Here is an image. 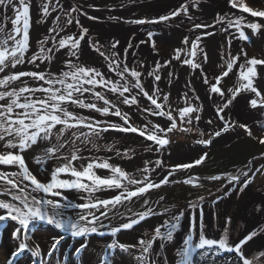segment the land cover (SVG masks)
I'll list each match as a JSON object with an SVG mask.
<instances>
[{"label": "snow or ice", "instance_id": "obj_1", "mask_svg": "<svg viewBox=\"0 0 264 264\" xmlns=\"http://www.w3.org/2000/svg\"><path fill=\"white\" fill-rule=\"evenodd\" d=\"M135 2L128 0V3ZM227 4L229 12L216 13L211 23L196 22L198 17L190 10L191 7L196 12L201 11L200 0H186L173 11L155 18L124 21L132 25L172 21L177 26L187 22L189 35L182 38L181 46L174 49L170 58L163 63L155 62L151 69H145L146 61L138 62V70L125 60L127 51L138 45L129 41L121 53L117 51L119 40L114 39L106 45L99 39L94 40L81 17L88 20H99V17L89 15L79 4L65 7L62 0H41L37 19L47 22V18L56 13L52 17L56 23L47 29L45 37L37 41V49L29 54L33 0H0V166H3L0 167V223L6 225L13 244L6 264H55L54 254L60 251L65 235L79 241V246L74 249L76 257L82 256L89 248L93 236L112 237L110 242L97 241L102 244V264H115L118 251L130 255L134 264H223V261L254 264V261L264 258V251L248 255L257 237L264 242V226L249 231L239 241L229 242L232 223L229 216L224 219L222 237L209 238L203 226L201 202L205 197L189 202L187 207L199 209L193 215L187 212V208L173 211L171 207L163 206V195L156 199L149 195L170 182L202 186L200 178L191 175L183 181L170 178L178 171L203 164L208 158L207 153L193 158L191 163H178L172 167L160 159L154 163L145 161L135 172L111 163L110 156L98 154L101 150L114 151L116 141L104 145L97 143L104 138V133L110 131L137 134L152 142L147 151L155 147L158 153H162L170 144L169 133L178 129L174 112L178 113L181 125L198 124L204 106L197 103L201 101L199 95H194L195 102L190 96L197 91L191 80L186 83L188 91L182 92L180 97L185 101L182 108H174L170 102L171 93L163 92L159 86L162 68L169 69L165 75L171 84L174 73L170 66L173 61L180 66L187 65L190 73L199 75L202 84L208 86L205 95L215 106V113L207 123L223 122L219 128L213 127L210 139H200L198 144L210 146L215 138L234 127L243 129L252 137V129L246 123L233 121L228 113L242 103L251 110L264 108V67L259 72L257 70L258 65H264V59L249 57L243 49L234 54L231 46L234 39L249 41L250 34L264 36V19L253 21L243 15L248 13L251 17L264 18V10H254L245 0H227ZM93 7L92 4L87 5V8ZM232 9H238V12H232ZM61 17H64L62 22ZM176 17L181 19L177 21ZM109 19L119 22L123 18L110 16ZM203 29L213 31H200ZM248 29L251 33L246 31ZM146 34L148 39L139 43L149 44L159 54L154 39L156 33L149 30ZM217 34H221L227 44L228 58H224L222 44L217 51L223 63L218 67L224 70L208 73L204 65L208 63L209 56L201 45L205 37ZM184 46H189L191 51L186 53ZM102 48H107L108 54ZM197 49L199 60L195 59ZM98 58H103V65L97 64ZM241 60L243 62L238 64ZM54 62L62 66L56 67ZM237 64L238 77L233 72ZM230 73L235 82L228 86L229 81H225L221 87V81ZM144 76L150 78V83H144ZM101 102L103 106H100ZM123 106L139 113L140 122L133 119L130 111L123 110ZM77 109L99 116L86 115ZM149 117L163 118V121L153 122ZM179 130L191 131L187 127ZM200 135L203 136L204 132ZM258 143L264 145V138H258ZM130 151L132 149L116 150L115 155L131 160ZM258 159L261 161L258 167L250 160L245 166L247 170L242 173L206 177L210 181L226 179L224 186H231L223 196L210 203L215 206L233 193L237 197L246 195L245 190L253 183L255 174H264V155ZM29 160L39 168H30ZM49 161L54 166L46 167ZM97 169L106 170L108 175L97 174ZM41 172L47 173V177L38 178ZM105 192L112 195H100ZM161 207L163 211L158 210ZM70 212H75V215ZM186 212L192 220V230L174 249L178 259L170 261L164 254L165 249L175 242ZM254 213L264 217V200L254 206ZM158 216L167 218L158 225L146 223ZM44 225L50 226L49 230H57L47 249H42L35 241L29 243L32 234L43 230ZM131 232L142 235L135 243L120 242L122 234ZM225 252L230 255L225 256ZM63 264L82 262L64 258Z\"/></svg>", "mask_w": 264, "mask_h": 264}, {"label": "flooded vegetation", "instance_id": "obj_2", "mask_svg": "<svg viewBox=\"0 0 264 264\" xmlns=\"http://www.w3.org/2000/svg\"><path fill=\"white\" fill-rule=\"evenodd\" d=\"M248 3H249V7H251L252 4L250 2ZM262 7L264 6L263 5L258 6V8L255 6L253 7V9L257 11H261V10H264V8L262 9ZM196 15L199 19H201V21L206 22V23H211L214 20L213 18H210V17L201 18L199 14H196ZM203 30L205 31L208 29H203ZM246 31L249 32L250 29ZM217 36L220 37L218 34ZM261 39L264 41V36H261ZM253 40H255L257 43H260L258 40L250 36L249 41H242L244 45H242L241 42H238L234 46H231V52L234 54H239V51L243 49L244 51L247 52L249 57H256L258 59H264V47L261 49L263 52L258 50L253 54L250 53V44L252 43ZM208 43L209 42H204L202 43L201 46H203L204 48L207 47L208 49L207 53L210 54V48H209ZM222 44L224 46V58L225 59L228 58V48H227L226 42L223 40V38L218 39L214 47V51L216 53L215 59L213 60L210 59V55H209V61L207 63L210 67H213L214 71L211 73H219L224 70L218 67V64L223 63V61H221L220 54L217 51L219 48H221ZM174 49L175 47L172 48V50ZM189 51L185 50L186 53ZM155 54L158 55L157 53ZM189 58H192V57H189ZM199 58H200V53H199V50L197 49V55L195 59L199 60ZM164 60L166 59H162L161 56L158 57V60L157 59L148 60V59H145L144 55L139 54L136 60L134 61V67H136L139 70L138 62L146 61L144 65L145 69H151L152 67H154L155 62L159 61L160 63H163ZM242 62L243 61L241 60L240 62H238V64ZM173 64L174 66H170V69L175 74L176 70L180 68V65L176 61H173ZM238 64L233 69V72L237 73V77H238ZM181 67H185V69L188 68L187 65L181 66ZM262 67H264V65L257 66L258 72H259V69ZM163 69L164 68L160 70L161 75L162 74L165 75V73L167 72ZM196 76L198 77V84L195 86L192 82V86L197 91L195 94L190 93V96L193 97V101H194V95H199L201 97V101L197 103H203L204 110L200 114L201 120L198 122V124L196 122H194L193 125L184 124V126L191 129L189 133L190 135L187 136V133H184L185 134L184 136L182 135L179 129L174 130L172 132L174 133L172 134L174 136V139L170 140V144L165 151H163L162 153H158L156 149L154 148H152L150 151L146 150L147 147L143 149H138V150L134 149L135 147L134 144L136 142L134 140L135 138L142 139L143 141L142 146H148L152 142L146 141L144 137H139L137 134H132V136L128 137L130 138V140H128L127 142L118 143L115 145V149L113 151L114 157L113 158L111 157L110 162L113 164H118L119 166H121L123 169L127 171L135 172L137 168L142 167L144 165L145 161H152L154 163L156 160L160 159V160H164L168 167H172L178 163H191L193 158H197L198 156L203 155L204 153H207L208 158L204 161L203 164L199 166H195L192 169H189L187 171H178L170 178V180L183 181L187 179L189 175H191L193 177L200 178V183L202 186H193L190 184H185L183 182L175 183V184L170 182L169 185L162 187L163 188L162 192H158V193H161V195L165 197V200L161 202V204L163 206L171 207L173 211L177 209L183 210L187 208V206L189 205V203L183 202V196H184L183 193H185V190L186 191L188 190L187 193H190L192 195L191 201H198L199 198L203 196L205 197V200L201 202V205H202L203 213H204L203 226H204V232L206 236L209 238H216V239L221 238L223 235L221 229L224 224V219L230 216L232 218V223L229 227V236H228L229 242L239 241L249 231L264 226V217H261L258 213H254V206L260 204V202L264 200V181L260 179L262 177V174L256 173L253 183L249 185L250 190L249 189L245 190L246 195L237 197L236 194L233 193L230 197H226L225 199L220 200L215 206H213L210 203L211 200H215L217 197L223 196L224 193L228 191V187H231V186H228V187L224 186L226 184V179H221L220 181H210V180L205 179L206 177L210 176L205 173L207 171L206 167L207 166L209 167L208 162L212 161V159L218 158L215 156L216 152L220 150H227V149L234 148L233 145H235L237 141H240L243 139L247 140L248 135L244 132L243 129H240L239 127H234V128H230L229 132L222 134L221 137L215 138L213 140V143L210 146H205V145L197 143V141L200 139H204V140L210 139L211 137L209 133L212 132L213 127L215 126L216 128H219L223 122L214 121V125H209L207 123L209 119L214 118L215 106L213 105L212 101L209 100L205 94H203V92L205 91V88L201 85L202 83L201 77L199 75H191L190 80L193 81V79ZM232 77H233V74L230 73L229 77H225L224 80L221 81L220 86L223 87L225 81H229L228 86H232V83L235 82V79H233ZM185 78H186V75H184V79ZM142 79L147 84L150 83L149 77L144 76L142 77ZM166 80H167V83L164 85H161L160 88L163 90V92L171 93L170 102L173 104L174 108L184 107L185 101L181 99L180 97H181L182 92L188 91V89L184 85L180 87L179 85L172 86L171 85L172 81H171V84L169 85V79H166ZM260 110L264 111V108L258 107L255 110H251V109L247 110L245 107L241 106L235 111L232 109V111L228 113V116L231 117L233 121L246 123L250 127V124H251V119L249 118L250 112L255 113L254 117L256 118L257 121H262L261 117H263V115L260 113ZM174 115L177 116V124H180L179 119H178V113L174 112ZM154 118H156L158 122L163 121V118H157V117H154ZM133 119L136 122H140V120H137L138 118L136 116H133ZM149 119H153V117H149ZM255 126L257 127L256 124ZM201 132H204L203 136L200 135ZM102 140L104 142L105 140L108 141L105 138H103ZM109 142L111 144L113 143V141H109ZM120 144H125V146H127L126 150L121 149ZM129 149H132V151L129 152V154L133 157L131 160L122 159L115 155L116 150H119L120 152H124V151H128ZM173 152L175 153L174 155L172 154ZM242 154L243 153L238 154V156L240 155L241 156L239 157L236 168L233 171H224L221 173H215L214 175L226 176V174L242 173L243 171L247 170L245 166L248 164V161L250 160H253L255 166L257 167L259 166L260 160L258 158L261 157L262 154H254V155L247 154V153H244L243 155ZM51 166H54L53 162H49V164L46 165V167H51ZM0 167H3V166H0ZM11 170H14V169H11ZM96 171H97V174L108 175L106 170L97 169ZM139 175L140 174L137 173V177H139ZM153 175H155V173H153ZM46 177H47V173L43 174L42 172L40 173V176H38V178H46ZM156 193L157 192H150L149 195L153 199H156L157 198ZM100 195L104 197H108V196H111L112 193L105 192V193H101ZM136 207L139 208V205H136ZM153 207H155L154 204H153ZM158 210L163 211V207L159 208ZM197 211H199V209H192V208L188 209L187 208V212H192L193 215H195ZM187 212L185 213V219L182 221V228L180 231L176 233L175 239H180L181 236L187 234L189 231L192 230V220L190 217H188ZM70 214L74 216L75 212H70ZM166 218L167 217L158 216V217L152 218L146 223L149 225H158L162 223V221ZM105 223H108V221L106 220ZM113 223H115V220L113 221ZM102 230L105 232L108 231V229H102ZM140 234L141 233H136V232L124 233L121 236L120 242L129 243V244L135 243L136 240L141 237L142 234L141 235ZM70 239L72 238L70 237ZM111 239L112 237L110 236H105V237L93 236L92 243H90L89 248L85 250L82 256L76 257L74 254L73 248L72 249L70 248L68 259L69 261L79 260L80 262H82V264H102V255H101L102 244H98L97 241L110 242ZM75 242H77L79 246V241L75 240ZM260 251H264V242H261L259 237H257L256 243L252 245L248 255H251L252 253H258ZM88 254H90L91 257H88ZM228 255L230 254L228 253ZM114 261H115V264H134V261L130 255L123 253V252H119V251L116 253Z\"/></svg>", "mask_w": 264, "mask_h": 264}, {"label": "bare ground", "instance_id": "obj_3", "mask_svg": "<svg viewBox=\"0 0 264 264\" xmlns=\"http://www.w3.org/2000/svg\"><path fill=\"white\" fill-rule=\"evenodd\" d=\"M106 2H114L119 3L120 0H101ZM186 2V0H137L135 3H130L129 5L125 6H114L111 8H87L88 4L94 5V2L91 0H62V3L65 5V7L69 5H81L84 7L89 15L99 17V20H88L86 17H81V22L89 27L90 33L93 37V39H99L102 44H109L114 39L120 41V48L117 49V51H120L121 53L124 52V49L127 47V44L129 41L133 45H138L134 50L129 49L127 51V55L125 57L126 62L131 66L134 67V61L136 60L137 56L139 54L144 55L145 59H157L161 56L162 59H167L171 57L174 50L172 48L174 46L180 47L181 46V40L185 35H189L188 32V26L187 22L185 21L184 24L177 26L172 21L161 23L157 25H132L129 23H125L124 21H127L129 19L126 18L127 15L134 16V14L137 12H143L145 17L155 18L159 15L167 14L174 9L178 8L182 3ZM33 9H32V27L30 30V37H31V48L29 54H31L32 51H35L38 47L37 41L44 38L47 32V29L54 25L56 21L52 19L56 15V13H52V16H49L47 18V22L39 21L37 18L40 16V12L38 11L39 6L41 4V0H33ZM99 9V10H96ZM190 10L193 13L199 14L201 18H213L216 13L224 14L229 12V6L227 4V0H200V10L199 12H196V9L191 8ZM232 12H238V9H232ZM75 15V14H74ZM245 17H248V19L253 21H261L264 18L260 17H251L248 13H243ZM110 16L115 17H121L123 18L121 21L117 22L116 20L109 19ZM64 17H61V22L63 21ZM181 17H176V20L179 21ZM196 22H201V19H197ZM11 28V25L8 26ZM78 31V29H75ZM154 31L156 33V37L154 39L156 40V44L162 45V47L157 46L159 49V54L156 55L149 44H140L139 42L141 40H147V31ZM204 31V30H200ZM205 31H213V29H208ZM221 38L223 36L221 34H218ZM217 35L215 36H208L205 37L202 43L209 42V48H210V54L208 53V56L210 55V59H215V43L218 39H221ZM238 42L242 41L240 40H233L232 46L237 44ZM203 47V46H202ZM102 51H105V48H102ZM205 51H208L207 48H205ZM107 54V52H106ZM60 55V54H57ZM94 56L98 57V54L94 53ZM98 65H103L104 61L103 58L97 59ZM56 67H61L62 65L59 62H54ZM174 66V64L172 65ZM185 66V65H184ZM31 67V66H28ZM205 71L208 73L213 72V67H210L208 64L204 65ZM165 71H168L167 69H163ZM163 71V72H165ZM198 71V70H197ZM184 75H186V78L184 79ZM190 69L185 67H181L176 70L174 77L172 78V86L184 85L186 87V83L190 80L191 77ZM178 77V79L176 78ZM167 76L162 74V79L159 82V86L164 85L167 83ZM193 84L196 86L198 84V77L196 76L193 79ZM147 84L146 82H144ZM99 90V89H98ZM110 95V94H109ZM243 106V103L239 106L233 108V110H237L240 107ZM246 108V107H245ZM249 110L248 108H246ZM123 110L130 111L133 116H136L140 120L139 113L135 112L134 109H128L127 106H123ZM77 111L83 112L86 115H95L99 116L97 113H89L87 110H81L77 109ZM251 115H255V113H251ZM101 119H104V117H99ZM107 119L111 120H118L119 118L115 117H107ZM133 133H118L114 131H110L107 133H104V138L108 141H114L115 138H118L120 136H132ZM121 149L126 150L127 146L125 144H120ZM176 151V150H175ZM174 151V152H175ZM172 153L173 155L175 153ZM86 155H90L91 153H85ZM101 156H110L114 157V152H106L101 150L99 153ZM52 162V161H49ZM136 162V161H135ZM30 168L37 169L39 168L38 165L34 164L31 160L28 161ZM35 174V173H34ZM42 244V243H41ZM174 247V245H173ZM171 244L167 247V250H170Z\"/></svg>", "mask_w": 264, "mask_h": 264}, {"label": "rangeland", "instance_id": "obj_4", "mask_svg": "<svg viewBox=\"0 0 264 264\" xmlns=\"http://www.w3.org/2000/svg\"><path fill=\"white\" fill-rule=\"evenodd\" d=\"M54 1V0H53ZM94 2V8H111L114 6H125V5H129L130 3H128V0H120L119 3H114V2H106V1H101V0H91ZM137 1V0H136ZM250 2L252 5L251 7H257L258 6H264V1L262 0H245V3L248 4ZM264 7H262L263 9ZM137 12L134 14V16L131 15H127L126 18L131 20V19H136L138 18L137 16ZM249 33H251V30L249 31ZM250 36H252V38L258 40L260 43H257L255 40L252 41V43L250 44V53L253 54L256 51L260 50L261 52H263L261 49L264 47V41L261 39L260 35H255V34H250ZM160 44H156V46H159ZM244 45V44H242ZM160 47H162V45H160ZM175 48H177V46H174ZM207 48V47H206ZM190 47L189 46H185V50L189 51ZM107 54L109 52V50L107 48H105ZM203 94H205V91L203 92ZM100 106H103L102 102L100 103ZM260 113L263 115L262 121H257L256 118L250 114L249 118L251 119V124H250V128L252 129V137L247 136V140L243 139L240 141H237L235 143L234 148L232 149H227V150H220L218 152H216V157H218L217 159H212V161L208 162L209 167L207 166V171L205 172L206 174L212 176L215 173H221L224 171H233L236 168L237 165V161L239 160L238 154L240 153H247V154H262L264 155V145H261L258 143V138H264V131H262V129H264V111L260 110ZM153 122H158L156 118L153 117ZM255 124L257 125V127L255 126ZM178 127H186L184 125L178 124ZM178 128V129H179ZM182 135L185 136L184 133H187V136H189L190 131L189 132H184L181 131ZM174 133L169 134V138L170 140L174 139V136L172 135ZM124 137V138H121ZM129 136H120L118 138H115L114 141H116V144L118 143H125L128 140H130V138H128ZM135 142V147L134 149H143L147 146H142L143 145V141L141 138H135L134 139ZM98 144L100 145H104V144H111L109 141L105 142L101 139L97 141ZM141 145V147H140ZM155 149V147H153ZM242 154V155H243ZM225 155V156H223ZM223 156V157H222ZM261 162V161H260ZM43 174H45L44 172H42ZM258 174V173H257ZM139 178V177H137ZM262 181H264V174H262V177L260 178ZM211 184V183H209ZM163 188L159 189V190H155L154 192H157V198L158 196L161 195V193L158 192H162ZM174 192V191H173ZM188 190H185V193H183V202H187L189 203L191 201V197L192 195L190 193H187ZM188 209H191L190 207H187ZM50 226L44 225L43 226V230H37L36 232H34L32 234V239L29 241V243L31 244L32 241H35L37 243H39L42 247V249H47L50 246V241L53 235L57 234V230L55 229H51L49 230ZM0 232L3 233V235H0V264H6L7 262V258L9 256L10 250L13 247L12 241L10 240L9 236H8V232L6 230V225L0 223ZM136 233H140V232H136ZM142 234V233H141ZM140 234V235H141ZM187 234L183 235L180 237V239H175V242L173 244H171V248L170 250H167V248L165 249V253L168 257L169 260H173L178 259V257H176L174 249L181 245L183 239L186 237ZM150 238V237H149ZM77 241V240H76ZM42 243V244H41ZM157 244H159V241L156 242ZM180 243V244H179ZM65 245V246H64ZM174 245V247H173ZM78 246V243L75 242V239H70V236L65 235V239L62 241L61 246H60V251L56 252L54 255L56 258L55 264H63V259L67 258L69 256V249L73 248V250ZM169 246V245H168ZM225 256H228V253H224ZM88 257H91L90 254H88ZM219 259V257L217 258ZM69 260V259H68ZM97 261V260H96ZM223 264H228L227 261H223ZM254 264H264V258H262L259 261H254Z\"/></svg>", "mask_w": 264, "mask_h": 264}, {"label": "clouds", "instance_id": "obj_5", "mask_svg": "<svg viewBox=\"0 0 264 264\" xmlns=\"http://www.w3.org/2000/svg\"><path fill=\"white\" fill-rule=\"evenodd\" d=\"M136 16L138 17L136 19H141V18H143L144 14H143V12H138Z\"/></svg>", "mask_w": 264, "mask_h": 264}, {"label": "water", "instance_id": "obj_6", "mask_svg": "<svg viewBox=\"0 0 264 264\" xmlns=\"http://www.w3.org/2000/svg\"><path fill=\"white\" fill-rule=\"evenodd\" d=\"M201 85H202V86H203L205 89L207 88V86H206V85H204V84H202V83H201Z\"/></svg>", "mask_w": 264, "mask_h": 264}]
</instances>
